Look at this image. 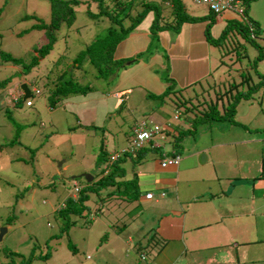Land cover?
I'll return each mask as SVG.
<instances>
[{
  "label": "rangeland",
  "instance_id": "374dc122",
  "mask_svg": "<svg viewBox=\"0 0 264 264\" xmlns=\"http://www.w3.org/2000/svg\"><path fill=\"white\" fill-rule=\"evenodd\" d=\"M79 1L71 24L57 29L52 49L30 73L21 77L17 67L5 65L0 61V80L9 79V83L4 88H0V145L15 140L8 151L15 154L21 153L19 148L23 145L29 154L33 151L31 145L38 148L33 151V159L27 162L15 161L13 165L2 164L0 167V229H5L0 240V264H22L25 261H29L28 264H117L118 261L113 259H117L122 251L119 250L117 255L105 254L106 238L112 237L113 234H117L116 237H121L123 240L128 236L137 238L140 234L142 237H157L154 231L156 224L163 218V214L169 212L170 206H167V209H156L151 206L153 201L143 200L147 190L142 188L138 189L136 197L131 200L122 194V189H116L113 185L105 186V189L97 192L89 190L86 192L87 200L84 203L83 215L80 218L68 217L67 221L74 220L75 224L66 228L61 227L63 221L59 218L57 210L70 193L71 183L75 182L80 188L87 185L79 176L89 175L95 179L94 183L104 175L100 170L102 160L100 161L98 157L99 152L103 150L107 154L125 148L133 127L140 122L174 130L168 140L167 137L163 140L155 139L159 145H163L164 152L169 153L172 137L176 136L177 131H185L191 127L194 115L205 112L212 106L222 114L225 106L231 103L236 91H248L250 88L253 89L250 97L240 99L235 105L233 122L211 120L196 124L192 128L193 131L185 132L179 138L175 154L180 159L178 166H174L177 173L162 180L166 182L165 185L171 182L174 184L176 177L178 197H180L184 187L182 181L185 180L184 174L182 178L183 164L190 154H197L193 167L197 180L193 188L201 185L199 183L201 176H204V179L208 176L215 189L219 191V197H225L230 190L232 197L228 199L235 200L239 210L253 211L252 216H246L245 219L241 216L244 214L234 213L238 216V221L242 219L240 223L252 229L253 233L250 244L245 246L249 256L240 258L239 264H264V229L261 228L262 225L264 227V216L260 214L264 211L262 183L264 182V0H247L241 5L245 9L244 13L248 21L256 27L254 34H250L253 28L250 29L239 17L220 23L214 19L210 24L207 42L209 69L204 78L190 86L184 87L183 84L180 86L182 79L175 80L168 68L170 62L166 61L165 69L157 73L159 82L161 80L162 83L154 82L149 86L147 76L144 80H141L142 77L137 78L134 80L135 86L131 89V94L123 103L122 101L113 103L110 99V94L113 93L111 86L118 82L117 75L108 80L97 78L88 62L81 63L78 70L73 68L75 64L72 62L75 56L84 51L94 39L103 36L106 27L109 26V22L103 17L89 18V13L96 12L95 2ZM145 1L160 5L159 24L171 20L168 9L161 5V1ZM182 5L186 14L191 16H206L209 12L204 5L192 4L189 0H182ZM22 16H34L47 23L48 2L0 0V53L27 61L31 56L32 48L41 46L45 40L42 39L41 32L29 30L34 21L22 20ZM152 18L153 14H148L134 30L148 28ZM230 21L237 22L235 24L243 34L238 29L230 27L224 33L219 45H213L210 41L219 36ZM198 23H201L200 28L203 26L204 30L208 20ZM170 35L176 34L169 32L168 36ZM149 45L150 54L164 55L159 37L151 38ZM255 45L258 51L254 48ZM258 52L261 54L259 60L256 59ZM137 55L141 57L136 60V64L147 62L146 53L141 52ZM128 63V61L124 62L121 70H128L134 65L125 67ZM199 66L201 70L200 61L195 64V67ZM154 70L152 66L145 74ZM57 77L64 79L65 82H75L90 91L84 95L68 96H75L76 99L73 100H66L69 99L68 97L61 98L53 110H48L45 97L54 89V85L57 87ZM162 77L169 80L168 85H172L173 91L159 99L148 97V95L154 97L160 95L159 91L165 89L167 84L162 81ZM20 83H25L32 94L28 98L33 104L31 108L25 107L21 97L18 106L12 105L14 103L12 96H17L15 94L19 93ZM228 83L236 86L227 91ZM33 89L39 94L35 95ZM101 94L105 97L104 118L100 113V108L103 106H100V103L95 105ZM77 99L90 100L95 105L93 107L95 112L86 113L85 110L91 109L88 107L77 115L76 120L73 112L82 110ZM64 102L63 109L61 103ZM176 104L180 107H176ZM55 112H61L55 116V120L59 123L55 128L50 129V122L53 121ZM173 112L178 114V121H172ZM93 116L96 117V121L84 122ZM215 144H223L222 149L209 147ZM219 150L225 151L219 159H228V162L223 164L216 160L204 163L205 156L216 158L217 155L213 154H218ZM58 152L64 155L58 156ZM128 155L134 156L132 153ZM201 156L204 157L203 162ZM6 157L12 156L6 155ZM142 157L150 160V166L154 159L160 160L159 153L150 155L145 152ZM3 159L0 156V164L3 163ZM200 166L205 167L202 174ZM120 168L123 169V177L120 179L114 177V181L131 179L124 172V165L121 164ZM214 170L222 178L218 179ZM191 172L192 170H187L186 176ZM74 176L79 178L70 179ZM193 181L186 183L191 184ZM229 185H232V188ZM252 193L253 195L250 196ZM172 194L173 192H165L164 196L167 198ZM240 194L243 195L242 199L237 197ZM185 202L182 206L187 214L191 210L193 200ZM217 202V198L214 201H205L196 205V208L206 205L213 209L216 208ZM225 202L226 200H223L222 204ZM180 209L182 208L177 210ZM165 218L163 222L167 223L175 217ZM238 225L234 223L228 228L235 234ZM229 236L231 235L227 233V237ZM236 241L243 243L245 238L241 237ZM243 246L238 244V247ZM227 263L235 264L236 261L233 258L227 260Z\"/></svg>",
  "mask_w": 264,
  "mask_h": 264
},
{
  "label": "crops",
  "instance_id": "0c3cea01",
  "mask_svg": "<svg viewBox=\"0 0 264 264\" xmlns=\"http://www.w3.org/2000/svg\"><path fill=\"white\" fill-rule=\"evenodd\" d=\"M148 14L150 13H147L146 16ZM235 17L236 16L232 13H224L214 19L220 23V21L234 20ZM200 24L201 23L183 24L175 36H168L169 31L158 32L156 36L161 39L164 55L156 56L155 54H150L147 56V62L141 65H139V63L136 64V62H129L128 64H125V67L132 64L134 65L131 68H128V70H120L117 73L116 77L118 82L111 86L113 91V93L110 94V99H112L111 101L113 103H115V101L121 103L122 101L123 103L126 100V97L131 94V89L135 86L134 80H137V78L142 77L141 80H144V77L147 76V80L149 79V86L154 82H159L157 73H160V70L165 69L167 66L166 61L170 62V64L168 63V68L170 69V74L175 78V80L177 78L182 79L181 83H179L180 86H182V84L184 87L190 86L194 82H198V80L204 78L209 69L207 63V60L209 59V46L204 35L203 26L200 28ZM149 44L150 38L148 28L143 27L140 30H134V32L132 31L124 40L116 45L113 52V58L128 60L133 57L134 59L138 53L147 51ZM163 60L165 61L164 63ZM199 61L202 64L201 70L200 66L195 67V64ZM151 65L155 68V70L152 73L145 74L147 69L152 68ZM74 67L75 70L79 69L76 65ZM127 73H130L129 76L126 75ZM162 86L163 84L160 85V88H162ZM163 91L159 92L162 93ZM15 95L18 96V93ZM68 98L69 99L66 100L76 99L75 96ZM77 100L80 101L79 105L82 110H80V112H73L75 114L74 118H76L79 113L83 112V110L88 107L91 109L85 110L86 113L90 112L91 114L92 112H95L93 107L98 103H100V106H103L100 108V113L103 118L105 117V97H103L102 94L99 95V100L95 103V105L94 103L92 104L90 100ZM65 102L61 103L63 105V109L65 107ZM32 106L33 104L31 102V106L27 108H31ZM48 110H53V108L50 109L48 107ZM60 113L61 112L54 113L53 121L50 122V129L55 128L59 123L55 120V116ZM69 114L71 115V112H69ZM91 121H96V117L93 116L91 119L88 118V120H85L84 122L90 123ZM171 136L172 135L168 134L166 136V140H168ZM168 142H170V140ZM31 146L33 151L38 149L34 145ZM209 147L222 149L221 147H223V144H215ZM10 149L11 146H4L3 149L0 150V156L4 158L0 167L2 164L13 165V162L15 161L27 162L33 157V151L29 154L25 151L27 150L25 145L20 146L19 149L21 153H9L8 151ZM145 152L150 155L159 153L158 151L149 149H144V153ZM111 153H107L105 157L109 156ZM144 153L135 158L131 157L130 159H124V161L120 162L118 166L120 167L121 164L122 166L124 165V172L131 178L128 179L129 181L134 180L136 191H139V188L147 190L143 195L144 201H153L151 206L156 209H167V206H170L169 212L163 214V218L160 217L162 218V221L160 220L156 224L154 231L156 232L157 237H142V234H140L137 238L128 236L123 240L121 237H116L118 236L117 234H113L112 237H108L105 240V254L112 253L117 255L120 251H122L117 259H113L114 261H118L117 264H228L227 260H231L233 258L236 261L235 264H239L240 258L249 256L248 249L245 246L250 244V240L253 239L252 229L242 225L240 223L242 219L238 221V216L234 215V213L238 212L244 214L241 216H244L243 219H245L246 216H252V209L239 210L235 200L228 199V197H232L230 190L225 197H219V191L215 189L212 180H210L211 178H208V176L205 177V179L204 176H201V180L199 182L201 185L193 188V184L197 180V177L195 176L196 172L193 171L194 158L197 154H190L183 164L182 178H184V174L185 180L183 179L182 183L186 189L183 187L182 194L178 197L176 177L174 184L171 182L170 184L165 185L166 182L162 180V178H166L174 173L176 174V167L168 165L161 168L160 165H158L162 160L160 155V160L157 161V159H154L152 161V165L150 166V160L142 157ZM224 153V150H219L218 154H213L214 156H218H216V158H211L207 155L205 156L204 163L218 160L224 164V162H228V159H219ZM6 155H11L12 157H6ZM57 155L62 156L64 154L58 152ZM203 168L205 167H201V174L204 173ZM187 170H192L191 174L188 176H186ZM214 172L218 179L222 178V176L215 170ZM191 180H194L193 183H186ZM262 183L264 184V182ZM229 186L232 188V185ZM165 192H173V194L165 198ZM145 194H151V198L148 200L145 199ZM252 195L253 193L250 194V196ZM237 197L242 199L243 195L240 194ZM216 198L218 201L216 203V208L213 207L212 209L211 206L206 205L196 208V205L204 203L205 201H214ZM189 200H193V203L191 205V210L185 214L182 203H186L185 201ZM223 200H226V202L222 204ZM179 208L182 209L177 210ZM260 214L264 216V211H261ZM165 217H169V219L172 217L175 218L167 223H164L165 221L163 222V219ZM234 223L239 224L235 234L228 228L229 225ZM261 228L264 229L263 225ZM227 233L231 236L227 237ZM241 237L245 238V242L242 243V241H236V239ZM239 243L244 246L238 247ZM138 246H141V249ZM241 249H243V252H241ZM129 252H131V254H129ZM139 253L144 255L143 261L138 259ZM239 254L241 256H239Z\"/></svg>",
  "mask_w": 264,
  "mask_h": 264
},
{
  "label": "trees",
  "instance_id": "16d2710c",
  "mask_svg": "<svg viewBox=\"0 0 264 264\" xmlns=\"http://www.w3.org/2000/svg\"><path fill=\"white\" fill-rule=\"evenodd\" d=\"M48 2L49 7V17L48 22L44 23L38 20L34 16H22V20H33L34 24L30 26L29 30H36L42 33V39L45 40L39 47H34L31 50V56L27 61H23L20 58H14L7 54L0 53V61L3 64H8L13 67H17L18 72L21 77L26 76L30 71L37 66L39 61L45 57L48 52L52 49L53 44L56 39V31L61 26H68L71 24L74 18L75 7L80 3L79 0H46ZM93 1L96 3V12L89 13L88 10H85L86 13H89V18L97 19V18H105L109 22V26L106 27L103 36L97 37L94 41L84 50L78 53L73 59L72 64H75L76 67L79 68L80 64L83 62H88L95 71V76L97 78L109 79L110 77H114L117 73L124 67V62H136L137 59H140L141 56H136L134 59H114L113 51L116 45L124 40L133 30L134 28L144 19L147 13H152L153 18L149 30L150 41L151 38L155 37L158 32L169 31L174 34H177L180 27L183 24H193L202 21H207L208 23L204 27V35L206 40L208 41V30L211 23H213L215 15L211 12H208L206 16L195 17L186 14L184 7L182 5V0H161V5L168 9V15L171 20L164 24H159L161 21L160 15V5L147 2L145 0H86ZM242 4L246 3L247 0H241ZM137 7V8H136ZM243 22L251 29L250 34H254V29L256 27L251 24L245 16ZM161 23V22H160ZM235 21L228 22V25L223 29L219 36L210 41L213 45L218 46L221 40L224 37V33L229 30V28L238 29V25H236ZM239 24V23H238ZM253 25V27H252ZM251 26V27H250ZM239 30V29H238ZM241 34H243L242 30H239ZM246 34V33H244ZM157 37V36H156ZM150 46V45H149ZM238 47V46H237ZM254 48L258 51L257 46ZM149 49V47H148ZM147 49L144 53L147 56L150 55V51ZM259 53V52H258ZM146 56V57H147ZM261 57L259 53L256 57L257 60ZM74 65V66H75ZM75 68V67H73ZM162 81L166 83V87L164 91L157 96L148 95V97L152 98H162L167 95L171 91H173L172 85H168L169 80L165 77H162ZM9 83V79L0 80V88H4L6 84ZM227 91L232 90L236 85L233 83H228ZM258 87V85L256 86ZM54 89L49 91L45 101L50 109H52L57 102L62 98H66L71 95H84L87 91L85 87L79 86L75 82L64 81V79L58 78L57 87L54 85ZM256 89V88H254ZM253 89H249L248 91H236L232 96L231 103H228L225 106L222 114L217 112L215 107H210L207 111L202 112L198 115H194L192 117L191 127L186 129L185 131L179 130L177 131L176 136L172 137V147L173 149L177 148V144L179 138L186 132L190 133L192 128L196 124H201L203 122H209L211 120H226L228 122H233L234 116V108L240 99H247L250 97V93ZM29 92V96L31 97V92ZM20 96L17 97V100L13 103L14 107L19 105ZM176 107H180V105L176 104ZM187 111V110H186ZM183 112V110H182ZM190 124V123H189ZM129 142V140L127 141ZM15 143L13 142L7 143L9 146H12ZM7 144L0 145V150L7 146ZM144 153V149H138L132 154L133 158L140 156ZM106 152L103 150L99 152L98 157H100V161L102 163L105 162ZM129 155L125 157H119L115 161L111 163L108 167V171L106 174L98 178L93 183V179L90 183H88L84 188H81L80 191L76 195V199H72L70 196H67L63 201L62 205L57 210L59 218L63 221V228H66L70 225H74V220L67 221L68 217L75 216L80 218L85 211V201L87 200L86 192L93 191L97 192L100 189H105V186L113 185L116 189H122V194L126 195L129 200L134 199L136 197L137 191L134 180L128 181H120L115 182L114 177H118V179L123 177V170L118 166L120 162L124 161V159H130ZM94 185V187L92 186ZM89 186H91L89 188ZM141 249V246H138ZM143 255L139 253L138 256ZM144 257V255H143ZM32 258V257H31ZM40 258V257H39ZM29 261H25L22 264H28Z\"/></svg>",
  "mask_w": 264,
  "mask_h": 264
},
{
  "label": "built area",
  "instance_id": "2783aa9c",
  "mask_svg": "<svg viewBox=\"0 0 264 264\" xmlns=\"http://www.w3.org/2000/svg\"><path fill=\"white\" fill-rule=\"evenodd\" d=\"M192 4L196 5H204L207 8V11L211 12L215 15V17H219L224 13H232L236 17L244 18V8L241 7V0H189ZM34 94L38 95L39 92L34 90ZM17 96H12V101H16ZM24 105L26 107L31 106V102L25 101ZM178 114L173 112L172 121H178ZM166 131L168 129H165ZM163 140L164 139V129L158 127L157 125H147L145 122H140L135 127H133L130 135L129 142L125 148L120 149L116 153H112L109 155L106 162H104L102 166L103 174L106 173V169L111 165L113 161H115L119 156L133 153L138 149H141L144 146L149 148H160L162 150L163 158L165 157V152L162 147L155 140ZM179 161V157L177 155H172L168 160L164 159L160 162V167L164 168L167 165L176 166ZM74 192H76V187H74ZM145 199H150V194H145ZM140 261H143V255L138 256Z\"/></svg>",
  "mask_w": 264,
  "mask_h": 264
},
{
  "label": "clouds",
  "instance_id": "9594fccd",
  "mask_svg": "<svg viewBox=\"0 0 264 264\" xmlns=\"http://www.w3.org/2000/svg\"><path fill=\"white\" fill-rule=\"evenodd\" d=\"M21 84H25V83H21ZM19 85H20V84H19ZM25 86H26V84H25ZM26 87H27V86H26ZM18 90H19L18 96H20V97L22 98V92L20 91L19 86H18ZM37 92H38V91H37ZM18 96H17V97H18ZM29 98H30V96H29ZM16 100H17V99H16ZM23 101H24V102H25V101H28V98L25 99V100H23ZM29 101H30V100H29ZM25 107H26V106H25ZM173 131H174V130H167V131H166V130L164 129V137H166L168 134L172 135L171 132H173ZM129 139H130V138H129ZM169 143H170V142H169ZM160 147H162L163 150H164L163 145H160ZM144 148L149 149V150H155V151H158V152H159V155H160L161 158H162V160H164L166 157H171L173 154L176 155V154H175L176 151H175V149H173V147H172V143H170V150H171V152H169V153H166V152H165V153H164V154H165V157H164V158H163V155H162V150H161L160 148H155V149H154V148H149V147H147V146H144V147H142L141 149H144ZM120 149H122V148H120ZM120 149H119V150H120ZM119 150H118V151H119ZM139 150H140V149H139ZM118 151H116V152H118ZM116 152H112V153H116ZM112 153H111V154H112ZM127 155H128V154H124V155H121V156H119V157L121 158V157H125V156H127ZM108 157H109V156H108ZM108 157H107V159H108ZM119 157H118V158H119ZM178 157H179V156H178ZM162 160H161V162H162ZM105 162H106V160H105ZM103 164H104V163H102V164L100 165L101 174H103V170H102V166H103ZM167 166H168V165H167ZM171 166H172V165H171ZM105 171L107 172L108 169H106ZM105 174H106V173H105ZM74 177H76V176H74ZM74 177H72L71 179H72V180H73V179H76V178H74ZM91 181H92V179H91ZM91 181H90V182H91ZM90 182H89V183H90ZM71 184H72V185H71V190H70V193H69L67 196H70L72 199L75 200V199H76V195H77V193L80 191L81 188H80L77 184H75V182H73V183H71ZM87 184H88V183H87ZM74 187H76V189H77L76 192H74V190H73ZM150 195H151V194H150ZM144 198H145V197H144ZM147 200H148V199H147ZM62 203H63V202H62ZM138 259H139V258H138Z\"/></svg>",
  "mask_w": 264,
  "mask_h": 264
},
{
  "label": "water",
  "instance_id": "95a60500",
  "mask_svg": "<svg viewBox=\"0 0 264 264\" xmlns=\"http://www.w3.org/2000/svg\"><path fill=\"white\" fill-rule=\"evenodd\" d=\"M19 89L22 92V101L29 98V92L27 87L25 86V84H20L19 85ZM204 157L201 156V161L203 162ZM80 178H82L86 183H89L91 181V176L86 175V174H82L81 176H79ZM79 177H74V178H79ZM5 233V229L1 228L0 229V240L3 236V234Z\"/></svg>",
  "mask_w": 264,
  "mask_h": 264
}]
</instances>
